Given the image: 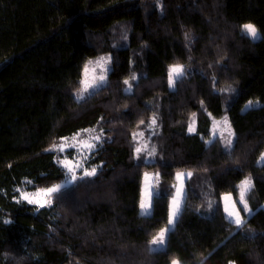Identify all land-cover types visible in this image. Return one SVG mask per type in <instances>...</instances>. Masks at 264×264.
I'll use <instances>...</instances> for the list:
<instances>
[{"label": "trees", "instance_id": "trees-1", "mask_svg": "<svg viewBox=\"0 0 264 264\" xmlns=\"http://www.w3.org/2000/svg\"><path fill=\"white\" fill-rule=\"evenodd\" d=\"M100 54L112 58L108 83L78 101L84 65ZM173 64L186 73L171 90ZM250 100L258 105L245 109ZM225 116L230 153L211 140L213 121ZM97 124L105 138L84 167H97L94 177L78 171L51 206L20 199L21 189L67 178L49 148ZM138 142L154 158L137 160ZM263 152L264 0H0V264H264ZM145 172L159 189L151 215L139 207ZM177 172L192 176L178 181ZM248 176L252 214L242 211L238 229L223 195L237 198ZM123 179L125 214L115 219ZM177 181L186 190L179 219L165 248L150 251Z\"/></svg>", "mask_w": 264, "mask_h": 264}, {"label": "snow or ice", "instance_id": "snow-or-ice-1", "mask_svg": "<svg viewBox=\"0 0 264 264\" xmlns=\"http://www.w3.org/2000/svg\"><path fill=\"white\" fill-rule=\"evenodd\" d=\"M242 30L244 32H246L248 35H250L252 38H256L258 36V30L257 27L252 24V23H245L242 26ZM185 38L187 39V34H185ZM111 61V58H105V57H101L100 60L97 61V64L100 65L102 72L104 74H101L99 76H94L93 77V82L92 83H87V88H101L102 86L106 85L108 83L107 81V75L106 73L110 71V69L108 67H106V64H109ZM92 61H88V64H91ZM88 64L84 65V72L87 73L89 71L88 69ZM93 71H95L93 69ZM185 75V70L183 65H179V64H173L169 67L168 73H167V80H168V86L169 88H173L177 82V79H181L183 78V76ZM133 79H135V77H133ZM123 83L125 85H128V91H131L132 85L129 83V80H124ZM87 90V89H85ZM229 91H235L234 89H229ZM82 98V97H81ZM253 101H248L247 106H252ZM195 115V113L193 114ZM145 122L143 120L140 121V124L143 125ZM219 123V122H217ZM223 124H224V128L220 130L219 132V137L220 139L223 141L224 143V147L225 149L230 153L232 146H233V137H234V133L231 131L230 129V124L228 121L227 116L224 117L223 119ZM157 125V120L155 118V116L152 118L151 120V124L149 125V127H153ZM215 125H214V132L213 135H216V131H215ZM85 131H93L91 129H86ZM102 131V130H101ZM187 131L189 133H195L196 132V128L193 126V123H189L187 126ZM225 132H227V136H225ZM153 134H155V132L153 131ZM144 132H140L139 136L144 137ZM136 134H133V139L135 140ZM92 139H94L97 142H101V136L100 135H95L94 137H92ZM150 142V138L149 141ZM148 142L140 144L138 142V146L135 147V155H136V159L140 160L142 158V154H146L147 157L149 158H154L155 155V148H148ZM86 147L89 150H92L96 147L95 144L92 143H86ZM57 146L53 145V149H56ZM59 150L63 151L64 150V146L60 145L59 146ZM260 160L264 161V153L261 154L260 156ZM61 164L63 165V167H65L67 169V172L70 175V180L71 181H76L77 177L74 173V169L80 167V165L78 164H73V162L69 159H67V157L61 161ZM97 174V167H91L90 170L88 168L84 169V173H83V177H81V179H83L84 177H94ZM185 175L187 176V178H191L192 173L188 172L187 174L183 173V172H177L176 173V179L178 181L182 180V178L185 177ZM152 178L150 177V174L145 172L144 173V187L141 190V194H140V200H139V207L142 211H144L145 215L148 214V212L151 210L152 208V200H153V196L154 193L158 192L159 189L151 182ZM63 185L61 184H54L50 187L47 188H42V189H38L37 191L39 193H42L45 197L48 198H35L36 194L35 193H27V192H21L20 193V199L26 201L28 204H35L37 205L39 208H44L46 206H51L52 204V200L50 199L51 197H53L55 194H58L61 192ZM173 189H175V194L172 195L171 198V202H170V207H169V212H168V218H167V225L171 226V227H175L180 213L182 211V203L183 201L186 199L185 197V188L183 185H172L171 186ZM239 188V204L243 206V210L245 213L251 215L252 214V209L249 208L248 205V201L246 199V195L248 192H250L252 190V188L254 187L253 181L251 177H245L243 180H241L240 184L237 186ZM223 201H224V206H223V211L224 213L227 214V218L230 220V222L232 224H234L238 229H242L245 225V220L244 217L241 215L240 209L237 207V202L232 198L231 193H225L223 195ZM208 209L211 210L212 209V202L209 201L208 202ZM11 221L5 220L4 223H10ZM166 226L163 227L159 230V232L152 237L150 244L157 246L156 248L150 249V251H155L158 248L162 247L165 244L166 238H167V234L170 231V228ZM172 264H180V262L176 259L172 260Z\"/></svg>", "mask_w": 264, "mask_h": 264}, {"label": "rangeland", "instance_id": "rangeland-1", "mask_svg": "<svg viewBox=\"0 0 264 264\" xmlns=\"http://www.w3.org/2000/svg\"><path fill=\"white\" fill-rule=\"evenodd\" d=\"M259 38H260V32L258 31V36L256 38H252V39L258 40ZM101 57H105V58L110 57L111 58V55H109V54H100V55L88 60V61H92V63L88 64V62H87L88 69H89V71L87 73H85L84 70H83L80 88H78L74 92V98L76 100L81 101V100L89 97L90 95H92L95 91H98L100 89V88H98V89L97 88H87V83H92L94 76H99L101 74H104L102 72V69H101L100 65L97 64V61L100 60ZM105 66L108 67L110 69V71H111L112 58H111L110 63L106 64ZM93 69L95 71H93ZM184 70H185V73H186L185 67H184ZM110 71L106 73L107 81H108V75H109ZM133 80H136V77ZM178 80L179 79H177V81ZM129 83L132 85L131 91L127 90L128 89V85H125V91L130 93V92H132L134 81L132 83V81L129 80ZM104 86H102V87H104ZM175 86H176V84H175ZM175 86L173 88H170V89L173 90L175 88ZM230 88L233 89V87L227 86L223 90L225 92H227V93H231L233 91H229ZM85 89H87V90H85ZM256 105H258V102H253L252 106H256ZM252 106H250V107H252ZM247 108H249V106L246 105L245 109H247ZM223 119L224 118L213 121L212 130H211V140L220 138L219 137V132H220L221 129H223L225 127L224 124H223ZM217 122H219V123H217ZM190 123H193V126L196 128L197 122H196L195 116H191ZM214 125L216 126L215 127L216 135L215 136L213 135ZM87 129H91L93 131H85L86 129L80 130L77 133H75V134H73V135H71L69 137L61 139L58 143L55 144L57 146L56 149L52 150L53 146L49 148V151L53 152L56 155V162L58 163L59 166L63 167V165L61 164V161H63L66 157H67V159L71 160L74 165L75 164L80 165V167L74 169V173L73 174H75L76 176H77L78 171H80L81 169H84L85 160L87 159L89 154L92 151H94L95 148H96L95 147L94 149L89 150L86 147V143H92V144H95L97 146V144H99L100 142L95 141L94 139H92V137H94L95 135H100L101 136V141L105 138V135L103 134V131H101V128H100L99 124H97V125H95L93 127L87 128ZM230 129L232 131L231 125H230ZM225 136H227V132H225ZM60 145L64 146V150L63 151L59 150V146ZM258 164L262 165V164H264V161H261L260 158H259ZM63 168L67 172V169L65 167H63ZM67 174H68L67 178H65L64 180H62V181H60V182H58L56 184H61V185H63V187L70 185L73 181H71L70 178H69L71 174H69L68 172H67ZM248 177H251V176H248ZM127 185H128V183H127L126 179L120 180L116 184L117 189H118V191L120 193V197L117 200L114 201L113 207H112V215H113V217L115 219H121L124 216V214H125L127 187H128ZM21 192L35 193L36 194L35 198H42V199L43 198H48V197H45L42 193H39L38 191L28 192V191H25V190L21 189ZM248 193H247V195H248ZM247 195H246V199H247ZM232 198L237 202V207L240 209V212H241V215H242V211L244 212V210H243V206L239 204V194H238L237 198H234L233 196H232ZM223 204H224V201H223ZM33 205H35V204H33ZM245 214L249 215L247 213H245ZM226 217H227V214H226ZM165 245H166V241H165V244L162 247L158 248V249L165 248ZM156 247L157 246H153V248H156Z\"/></svg>", "mask_w": 264, "mask_h": 264}, {"label": "crops", "instance_id": "crops-1", "mask_svg": "<svg viewBox=\"0 0 264 264\" xmlns=\"http://www.w3.org/2000/svg\"><path fill=\"white\" fill-rule=\"evenodd\" d=\"M183 173L187 174L186 172H183ZM152 175H153V174H150V177L152 178L151 182L154 184L155 176H154V175L152 176ZM184 178L186 179L185 181H187L188 178H187L186 175H185ZM177 185L179 186L178 181H177ZM143 187H144V184H143ZM185 195H186V190H185ZM153 200H154V196H153ZM153 200H152V205H153ZM183 204H184V201H183L181 207L183 206ZM152 211H153V206H152L151 210L148 212L147 215H151V214H152ZM140 212H141L142 215H145L144 211H142L141 209H140ZM168 227L170 228V231L174 229V228L171 227V226H168Z\"/></svg>", "mask_w": 264, "mask_h": 264}]
</instances>
